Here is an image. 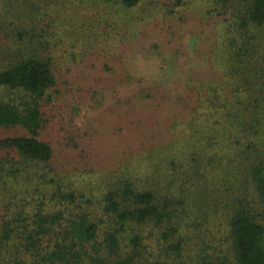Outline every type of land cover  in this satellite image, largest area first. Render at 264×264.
<instances>
[{
	"label": "trees",
	"instance_id": "1",
	"mask_svg": "<svg viewBox=\"0 0 264 264\" xmlns=\"http://www.w3.org/2000/svg\"><path fill=\"white\" fill-rule=\"evenodd\" d=\"M109 5L157 6L178 67L138 37L63 77L52 14ZM0 264H264V0H0Z\"/></svg>",
	"mask_w": 264,
	"mask_h": 264
},
{
	"label": "rangeland",
	"instance_id": "2",
	"mask_svg": "<svg viewBox=\"0 0 264 264\" xmlns=\"http://www.w3.org/2000/svg\"><path fill=\"white\" fill-rule=\"evenodd\" d=\"M159 0H149L150 3L156 2ZM167 1V0H165ZM59 14H52L53 17L51 19L54 20L53 27L50 30V37L52 42L55 44V53L54 55L59 58V66L60 71L62 73V76L64 77V71L67 72L66 78L70 81H80L78 79L79 73L81 71H84V68L82 67L86 61L90 60L89 57L92 54H96V58L93 62L96 61L97 57V66L94 71H90L93 76H99L101 77V64H103V58H107L108 55L112 56L113 54V48L115 45H118L119 43H122L126 45V42H131L132 40L138 39L140 37L141 43H144L145 47H149L155 43L159 45V49L156 52V55L152 61L148 62V68L153 69L155 68V63H163L166 66V69H176L180 63L179 59L173 54L171 47L176 45L175 43L167 42L165 39L167 34L163 33L161 29H159L155 23L157 22H163L162 19L164 18V13L160 11V9L157 6H150L148 8L147 14L150 15L149 17H146L144 12L142 10H134V11H126L122 7L117 6H106V11L103 10V14H105V20L99 22L96 26V28H92V30L85 29L86 27L83 26L82 18L79 14H83L84 12H79L73 8L67 7L64 11L56 10ZM93 14L89 13V16L91 17ZM143 18V22H139ZM116 23H119L118 26H116ZM153 23V24H152ZM175 23V22H174ZM124 25L123 28H121L120 31V42L111 40L109 42V48L103 47V45L100 47L99 44H95L94 47L90 48L92 44H87L85 47L75 46L71 47V45L68 43L70 39H73L72 37L74 35L81 36L86 33H92L94 35L100 36V33L102 32V29H111V28H118L120 26ZM126 25V27H125ZM175 28L173 30H169L168 33L171 31H174V34L180 33V35H183L186 37L185 41L182 42L184 45H186L185 49L190 50L191 46L194 43V39L188 32L189 31L188 26L185 25H178L175 24ZM127 28V29H125ZM193 29V28H192ZM78 36V38H79ZM191 36V37H190ZM77 38V39H78ZM204 37H202L203 40ZM93 40V39H92ZM198 45V43H197ZM104 49V51L108 55H104V51L99 53V50ZM193 49V48H192ZM72 55H74V60L72 59ZM75 63V64H74ZM80 68V69H79ZM67 69H72V72H68ZM84 69V70H83ZM142 72V71H141ZM140 73V72H139ZM96 78V77H95ZM101 81V80H100ZM97 82V81H96ZM114 100V99H112ZM84 105H86L85 102H83ZM84 105H81V113L78 117L77 122L85 121V114L86 117L93 118V113L90 111L89 108L85 107ZM75 117V116H74ZM96 123V122H95ZM103 123V122H102ZM98 129V132L106 130V128H103L104 124L96 123ZM54 126V125H53ZM121 127L125 128V126L121 125ZM58 127H55L53 131H50V129L46 132L45 136L48 138L50 135V132H55V130ZM54 138L55 137H50ZM53 139V140H54ZM52 140V139H51ZM52 140V141H53Z\"/></svg>",
	"mask_w": 264,
	"mask_h": 264
}]
</instances>
